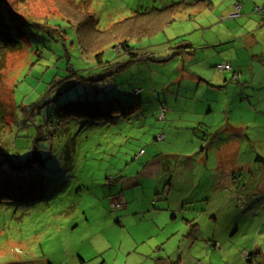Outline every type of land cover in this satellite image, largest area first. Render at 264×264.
Here are the masks:
<instances>
[{
	"label": "rangeland",
	"instance_id": "rangeland-1",
	"mask_svg": "<svg viewBox=\"0 0 264 264\" xmlns=\"http://www.w3.org/2000/svg\"><path fill=\"white\" fill-rule=\"evenodd\" d=\"M1 1L27 23L18 47L0 57L3 142L14 162L51 144L32 141L36 125L47 113L57 120L69 100L98 99L113 111L93 123L72 116L65 133L52 125L58 139L47 168L0 172L9 197L0 200V264H188L189 250L196 264H221L238 249L259 261L252 253L256 245L264 255V215L252 209L264 212V163L256 162L264 159V21L252 9L253 28L243 26L245 12L227 18L234 0ZM83 24L102 47L101 64L98 47L79 49ZM121 36L130 55L112 40ZM227 61L234 67L216 71ZM61 80L71 87L58 93ZM30 106L34 125L23 126ZM235 138L248 163L224 172L216 149L231 150Z\"/></svg>",
	"mask_w": 264,
	"mask_h": 264
},
{
	"label": "trees",
	"instance_id": "trees-1",
	"mask_svg": "<svg viewBox=\"0 0 264 264\" xmlns=\"http://www.w3.org/2000/svg\"><path fill=\"white\" fill-rule=\"evenodd\" d=\"M66 2H69V1H66ZM12 9L13 8H10L8 5H6V3L0 0V37L2 38V39L0 38V57H2V59L4 58V55L6 53H8L9 51L12 52V50L18 47L19 44L16 43L18 41L17 35L22 33L21 26L27 24L24 20L20 19L19 17H16ZM66 9L69 12L70 9L69 8H66ZM74 16L75 15L71 16L73 17L72 18L73 20L75 18ZM86 19H87L86 20L87 26H89L90 28H93L94 23H95V21H93V17L89 15ZM143 32H144V29H139L137 33L135 34L139 35V34H142ZM76 35L79 41V49L81 52L84 51V52L89 53L90 50H92V47L93 48L98 47L97 45H95L97 38L89 35L88 30L85 29V24H83L82 27L80 25L76 27ZM129 36L131 37L132 34L129 33ZM112 40H114V42L119 41L120 42L119 46L121 47L120 51H125L127 55H130L132 51L134 50L127 44L128 40L126 39V37L121 36L118 39L114 37L112 38ZM107 43L108 41H106L105 45H107ZM101 48L102 47L99 46L98 48H96V50L93 49L94 52H96L94 54V57L98 64H101L102 62L100 58L101 53H98V51ZM0 64H2V60ZM72 76L77 77L74 72L72 73ZM92 78L93 77L83 80L77 77V79H80V81H82L83 83L84 82H90V83L98 82V79H92ZM64 84H67L65 83L64 80H61L58 83H56V85L58 86L64 85ZM70 87L71 86L69 84H67V86H61L59 88L58 93L66 91ZM89 93L95 94L97 93V89L93 87L83 92V94H86V95ZM110 99H116L117 101H120V99L118 98H110ZM69 101H72V102L68 105L61 106L57 120L55 121L51 119L50 113H47L46 115H42L41 119L39 118V114H38L39 124L36 125V133L38 134V136H35L32 139V141L35 142L36 140V142L37 141L46 142L49 140L51 144L48 147H43V148L38 147V149L35 150L34 152L35 154L32 158L30 156V157H27V159L23 161L19 160V162H14L13 159L10 158V154H14V155H17V154L11 151V147H9V145H7L6 142L5 143L3 142V139L6 138L5 129L7 127V122L5 121V112L0 102V172H2L5 175L11 174V175H14L15 177H18L21 174V172L31 170L33 167L47 168V164L51 160V157L54 151V148L52 147L54 144L53 140L57 141L58 139V133H56V130L54 129L48 130L52 127V125L54 126V124H56L57 126L61 128L60 130L61 133H65L69 130L67 124H68V121L70 120V117L72 116L74 117V119L83 118L85 121H90L93 123L94 121L108 119L110 113L113 111L111 106L107 105V110L103 112L100 108L101 107V103L99 102L100 100L98 99H74V100H69ZM105 101L107 102L108 99H106ZM134 104L135 103H130V105L132 106H134ZM116 110L118 111L119 109L117 108ZM22 111L25 114V116L23 117L24 118L23 126H25L26 123H32L35 120L34 116H35V113H37L36 108H34L33 106H30L26 109V111H24V109H22ZM28 111H30V113L26 114V112ZM120 115L121 117H123L129 114L126 115L124 112H121ZM32 124L34 125V123ZM39 137L41 138V140ZM16 138L17 136H13V146L15 147H16ZM24 148L32 149V146L24 147ZM39 149H41L42 151H38ZM43 151H46V152L44 153ZM64 158L67 160V163L71 161V156H68L67 149L64 150ZM259 160H260V156H256V162H258ZM262 161H264L263 158L261 159V162ZM7 170L9 172H7ZM7 198L9 197L6 196L5 193H2L0 191V200L7 199ZM250 256H247V259H246L249 264L252 263Z\"/></svg>",
	"mask_w": 264,
	"mask_h": 264
},
{
	"label": "crops",
	"instance_id": "crops-1",
	"mask_svg": "<svg viewBox=\"0 0 264 264\" xmlns=\"http://www.w3.org/2000/svg\"><path fill=\"white\" fill-rule=\"evenodd\" d=\"M263 5L264 4V0H243V1H241V0H234L233 1V4L231 3V4H229L227 7H226V9L224 10L225 11V13H226V15H227V18L229 17V19H230V15L231 14H233L232 12L234 11L233 10V8L235 9V7L236 6H240V10H239V12L240 11H242V12H245L244 13V17L242 18L243 19V26L244 27H246V26H249L250 28H253V26H254V22H253V20L252 19H250V16H248L247 14L248 13H246V12H249L251 9L253 10V8H255V7H259L258 5ZM252 10H251V14H253L252 13ZM252 16H255L256 17V15L254 14V15H252ZM259 18V17H258ZM234 19V18H233ZM260 20L259 21H264V20H262V18L260 17L259 18ZM261 24V23H260ZM263 26H264V23L262 24ZM258 27H256V29H257ZM260 29V28H259ZM222 39V38H221ZM222 42V41H221ZM221 42H219V43H221ZM255 52H257V50H255ZM261 57H259V59H260ZM258 59V60H259ZM232 61L233 62H235V60L234 59H232ZM225 63H228V64H230V66H231V68L232 67H234V66H232V64L230 63V62H225ZM215 68H216V66H215ZM217 71V70H216ZM219 72V71H218ZM237 76V74L236 73H233V78H235ZM161 108V107H160ZM163 108H165V107H163ZM166 109V108H165ZM167 110V109H166ZM208 111H210V110H208ZM166 112V111H165ZM229 127V130L231 131V132H238L239 131V129H237V128H233V127H231V126H228ZM245 144H244V141H243V138L242 139H240V140H238L237 138H235L233 141H232V148H231V150H229V148H228V146H224V145H219V147L216 149V151H217V154H216V161H217V163H216V165L218 166V168L219 169H225V170H223L224 172L225 171H228V170H231V171H236V170H240V169H245V167H246V163H244V162H242V160L240 159V155L242 154V148H243V146H244ZM212 147V149H213V147H215V146H211ZM263 157H260V160L257 162L258 164H263L264 163V161H262L261 162V159H262ZM260 187H262V186H260ZM263 188V187H262ZM254 212H255V215H264V212H257V210L256 209H252ZM228 213H231V211L230 212H228ZM186 224H188V225H191L192 224V221L191 220H186ZM192 228V227H191ZM195 228V227H194ZM193 228V229H194ZM193 229H191V230H189V232H188V235H187V237L188 238H190V235H191V233H192V231H193ZM211 242H213L212 244H211V247H214L215 246V244H219L220 245V251L219 252H223V245H221V243L219 242V241H217V240H211L210 241V243ZM187 243H188V247L190 248L191 246H192V244H193V242H191L190 240H188L187 241ZM225 247V246H224ZM255 248L257 249V250H255L252 254H253V256L255 255V254H259L260 253V255H259V257H261V259L259 260V261H256V263H255V260H253L252 258H251V264H264V255H263V253H262V248L260 247H256V245H255ZM226 253V252H225ZM224 253V259H219L220 260V263L221 264H249L248 262H247V256H248V254L246 253V251H244V250H237V252L235 253L236 255H232V253H230V254H225ZM213 254H214V252H213ZM186 257H187V259H188V261L190 262V263H188V264H191V262H194L193 264H196L195 262L197 261V262H199L196 258H194V257H192L191 256V254H190V250L189 251H187V253H186ZM262 261V262H261ZM180 262V263H179ZM175 264H182L181 263V261L180 260H178V261H176L175 262ZM206 264H212V261L211 260H209V261H206ZM216 264H219L218 262H216Z\"/></svg>",
	"mask_w": 264,
	"mask_h": 264
},
{
	"label": "built area",
	"instance_id": "built-area-1",
	"mask_svg": "<svg viewBox=\"0 0 264 264\" xmlns=\"http://www.w3.org/2000/svg\"><path fill=\"white\" fill-rule=\"evenodd\" d=\"M239 10H240V6H236L235 7L236 13L231 14L230 18L237 17L238 13H239ZM252 13L255 14V15H258L261 18H264V4L262 6L253 8ZM230 68H231L230 64L224 63L222 65H217L215 69L217 71H224V70H227V69H230ZM165 111H166L165 108H163V107L160 108V113H161V117L160 118L164 117ZM162 139H163V135H160V136L157 137L158 141H161ZM140 153H142V151Z\"/></svg>",
	"mask_w": 264,
	"mask_h": 264
}]
</instances>
